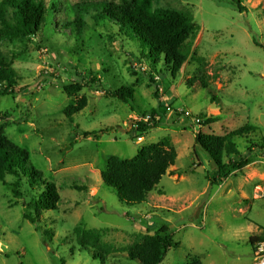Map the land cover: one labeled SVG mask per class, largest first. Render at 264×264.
Returning a JSON list of instances; mask_svg holds the SVG:
<instances>
[{"label":"rangeland","instance_id":"obj_1","mask_svg":"<svg viewBox=\"0 0 264 264\" xmlns=\"http://www.w3.org/2000/svg\"><path fill=\"white\" fill-rule=\"evenodd\" d=\"M58 1L42 32L0 44L19 85L27 87L0 95L2 136L26 149L30 164L59 193L56 209L43 211L34 224L30 195L21 189L17 197L10 176L0 181V264H140L127 257V247L164 224L179 245L160 264L192 257L201 264H250V238L264 237V150L252 146L264 141V47L253 43L264 45V0H241L243 11L230 0H154V8L193 16L189 57L175 75L165 72L162 57L142 55L116 24L96 22L94 11L84 17L81 38L76 25L64 26L77 24V8L85 3L119 0ZM90 73L101 89L89 83L72 96L64 91L76 74L89 79ZM121 87L133 89L131 102L110 93ZM81 97L86 107L68 118L64 109ZM162 112L158 127L135 131L143 113ZM209 117L216 121L199 125ZM246 124L256 131L235 139L241 153L253 147L245 172L234 170L223 184L210 186L214 169L194 144L196 131L223 135ZM92 131L97 135L84 134ZM164 137L177 152L175 164L145 202L119 201L100 177L107 159H130ZM76 227L100 234L111 248L105 262L79 248Z\"/></svg>","mask_w":264,"mask_h":264},{"label":"trees","instance_id":"obj_2","mask_svg":"<svg viewBox=\"0 0 264 264\" xmlns=\"http://www.w3.org/2000/svg\"><path fill=\"white\" fill-rule=\"evenodd\" d=\"M230 5L239 11L244 10L241 0H230ZM58 7V0H0V44L4 40L29 39L36 36L48 24L49 18H53ZM92 11L95 12L92 17L96 22L114 23L118 26L120 34L138 42L139 49L145 57L150 56L156 60L162 57L166 73L177 74L189 57L190 49L186 45V40L194 28L193 16L189 12L154 8V0L85 3L77 8V24L68 22L64 23V26L73 29L76 25L74 35L76 38H81L83 33L81 28L85 25L84 17ZM253 43L264 47L255 38ZM146 48L148 51H145ZM76 75L77 81L63 87L68 95H75L84 86H89V83L101 89V86L95 83V74L90 73L89 79ZM149 78L155 82L151 75ZM20 79L11 60L0 47V95H15L27 90V87L19 85ZM200 82L204 88L207 87L205 82L202 80ZM110 93L125 102L133 100V89L129 87H121ZM85 107L86 98L81 97L68 105L63 112L71 119ZM164 119V112L143 113L142 119L134 121L133 127L137 133L144 134L158 127ZM214 121H216L215 117H209L202 120L199 125H208ZM107 130L109 129L105 131ZM254 131L256 127L247 124L229 130L223 135L206 133L201 129L196 131L194 144L205 152L214 169L210 176L207 175L210 186L223 184L234 170L241 171L249 163L253 147L264 150V141H262L260 146L248 147L245 153L239 151L235 139ZM97 133L96 131L84 132L86 136H96ZM176 158L177 152L174 146L168 137H164L158 142L141 147L130 159L110 156L100 177L103 184L113 191L119 201L138 205L147 200L149 193L175 164ZM7 176L13 178L12 185L15 187L14 193L17 197L23 195L21 189L30 195L26 205L32 212L29 216L32 223H37L43 211L56 209L59 193L54 183L30 164L26 149L7 140L0 130V181L5 182ZM75 188L85 189L80 186ZM38 228L36 225L37 231ZM74 232L80 249H90L93 258L99 259L102 263L105 262L111 248L101 243L98 232L80 227H76ZM263 238H250V243L253 244ZM178 245L179 243L173 240L170 227L164 224L154 234L145 235L140 241L129 245L126 252L130 260H137L140 264H160L165 254ZM185 264H201V260L198 257H192L187 259Z\"/></svg>","mask_w":264,"mask_h":264},{"label":"built area","instance_id":"obj_3","mask_svg":"<svg viewBox=\"0 0 264 264\" xmlns=\"http://www.w3.org/2000/svg\"><path fill=\"white\" fill-rule=\"evenodd\" d=\"M263 160H264V154H263ZM253 250L255 256L253 264H264V238L254 242Z\"/></svg>","mask_w":264,"mask_h":264},{"label":"crops","instance_id":"obj_4","mask_svg":"<svg viewBox=\"0 0 264 264\" xmlns=\"http://www.w3.org/2000/svg\"><path fill=\"white\" fill-rule=\"evenodd\" d=\"M244 170V168L241 170V171H239V172H242ZM243 172H245V171H243ZM230 177V176H229ZM219 186V185H218ZM254 244V243H253ZM253 244H251L252 245V247H253ZM253 254H254V250H253ZM255 257V256H254ZM254 259L255 258H253V260H252V262L250 263V264H253L254 263Z\"/></svg>","mask_w":264,"mask_h":264}]
</instances>
